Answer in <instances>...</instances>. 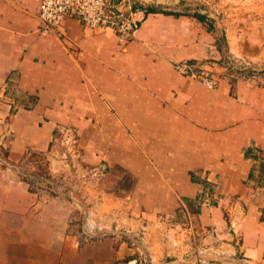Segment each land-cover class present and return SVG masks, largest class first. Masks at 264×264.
I'll use <instances>...</instances> for the list:
<instances>
[{
	"label": "crops",
	"instance_id": "crops-1",
	"mask_svg": "<svg viewBox=\"0 0 264 264\" xmlns=\"http://www.w3.org/2000/svg\"><path fill=\"white\" fill-rule=\"evenodd\" d=\"M135 1L138 26L121 43L112 29L70 17L44 33L39 0H0V227L63 203L38 199L15 167L35 152L59 168L58 136L71 129L83 166L130 182L117 194L111 182L87 188L98 215L116 220L103 227L117 231L80 248L91 251L85 264H136L129 242L141 229L155 264H264V87L211 75L209 89L175 69L218 67L219 32L240 54L230 22L237 0H162L167 12ZM244 2L249 17L264 16V0ZM186 223L190 250L175 239ZM70 233L52 238L71 243L61 254L69 260L79 255Z\"/></svg>",
	"mask_w": 264,
	"mask_h": 264
},
{
	"label": "rangeland",
	"instance_id": "rangeland-1",
	"mask_svg": "<svg viewBox=\"0 0 264 264\" xmlns=\"http://www.w3.org/2000/svg\"><path fill=\"white\" fill-rule=\"evenodd\" d=\"M135 2L137 7H151L167 12L162 9V0L147 2L136 0ZM129 4L128 0H125L124 8H127ZM244 4V0L235 1L233 16L230 18V22L238 30L232 35L236 37L234 44L240 54L228 53L227 37L224 32H219L217 48L221 59L216 63L221 69L216 67L209 70L205 67L201 71L209 76L215 75L219 79L224 77L231 82L241 79L256 87H264V16L249 17L247 11L241 8ZM218 19L221 22L222 17ZM56 147L57 152L52 162H57L59 168H50L40 153L33 152L28 153L15 169L19 179L26 183L28 189L38 199L48 202L49 199L59 198L63 203H60L58 207H45L43 219H33L31 223L25 224L21 218L13 217L4 225L5 228L2 225L0 227V264H85L86 259H91V251L80 250V248L85 243L101 240L106 234L113 235L117 231L111 226L109 229L103 227V222L111 224L116 220L98 215L99 197H91L88 189H97L100 184L111 182L115 194L121 193L118 192V188H128L130 185L128 178H124L119 184V180L105 177L108 174L107 168L92 169L83 166L78 151H69L62 145L61 134L58 136ZM4 152L5 147L0 150V165L5 164ZM63 153H66L67 158H62ZM259 168L261 172L264 171V162ZM258 185L262 188L260 195L264 197V179L258 182ZM209 194L205 196L206 200L208 197V202L211 198ZM189 227V223L179 226L175 239L176 243L181 241L182 245L190 250L194 240L190 233L188 235L185 233ZM63 231H69L76 236L72 244L77 245L79 255L76 253L77 255L70 260L61 254L72 246L71 243L67 240L52 239L55 234ZM144 232V229H141L133 235L131 243L129 242L135 249V262L136 264H155L147 248ZM162 237L166 238V235L162 234Z\"/></svg>",
	"mask_w": 264,
	"mask_h": 264
},
{
	"label": "built area",
	"instance_id": "built-area-1",
	"mask_svg": "<svg viewBox=\"0 0 264 264\" xmlns=\"http://www.w3.org/2000/svg\"><path fill=\"white\" fill-rule=\"evenodd\" d=\"M124 0H39L38 19L42 32L49 33L59 28L65 18H75L87 29L110 28L121 43L129 41L137 29L139 19L132 7L124 8ZM179 74L201 82L205 87H216L217 79L196 69L193 64L181 63L175 66ZM3 135L0 137V150L4 148ZM61 143L69 151H75L76 138L71 129L61 131ZM62 158H67L66 153Z\"/></svg>",
	"mask_w": 264,
	"mask_h": 264
},
{
	"label": "trees",
	"instance_id": "trees-1",
	"mask_svg": "<svg viewBox=\"0 0 264 264\" xmlns=\"http://www.w3.org/2000/svg\"><path fill=\"white\" fill-rule=\"evenodd\" d=\"M153 10H149V9H146V12H152ZM198 18L200 19V16H198ZM189 64H194L192 62H189Z\"/></svg>",
	"mask_w": 264,
	"mask_h": 264
}]
</instances>
